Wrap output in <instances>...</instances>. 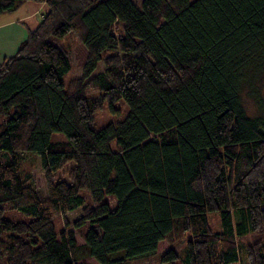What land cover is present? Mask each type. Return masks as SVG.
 <instances>
[{"label": "trees", "instance_id": "trees-1", "mask_svg": "<svg viewBox=\"0 0 264 264\" xmlns=\"http://www.w3.org/2000/svg\"><path fill=\"white\" fill-rule=\"evenodd\" d=\"M24 2L45 9L0 62V261L176 264L189 234L180 264H264V0H0V15Z\"/></svg>", "mask_w": 264, "mask_h": 264}, {"label": "rangeland", "instance_id": "rangeland-1", "mask_svg": "<svg viewBox=\"0 0 264 264\" xmlns=\"http://www.w3.org/2000/svg\"><path fill=\"white\" fill-rule=\"evenodd\" d=\"M137 8L140 7L141 1L142 0H130ZM70 58L72 61V64L74 66V70H73V74H71L70 78H78L81 75V71H82V66L83 63L85 61L86 58V50L84 48V46L82 44H75V45H71V52H70ZM102 71V65L99 63L96 67V69L93 72V76L98 74L99 72ZM262 96L264 98V85L262 86ZM98 93L94 92V93H90V96H96ZM248 104V106H250L249 102H246ZM114 108L115 111H111L109 108V105L105 102L103 105L102 110H100L99 112H97L95 114V118H94V128L96 130L101 129L102 127H104L106 124L110 123V122H115L118 120H121L124 118V116L126 115L127 112V104L123 99H120L119 101H117L114 104ZM64 140V135L61 133H52L50 136V141L51 142H59V141H63ZM111 147L114 149V142L111 143ZM25 160L27 163V169L30 170L33 178H34V182H35V186L38 190H40L43 194V196L46 198L47 197V192H46V185H45V180L43 177V174L40 170V166H39V161L37 158L34 157H29V156H25ZM73 163H67L61 170L57 171L54 175H53V182H57V181H66L67 180V176H68V171L71 167H73ZM105 200L109 205L110 209H113L115 207V201L112 197L110 196H105ZM79 215V210H76L74 212H71L69 214L66 215V219L68 221V226L66 227V231H71L74 233V239L76 241L77 245H82L83 244V240L81 238V229L75 230L72 226L73 221L78 217ZM207 220L208 223L211 227V229L213 231H219L220 230V225H219V215L218 213H207ZM55 227L58 229L59 227H63V224L61 222V220H58L55 223ZM189 238V234H187V237L185 239H183L181 242L175 244L173 246V249L176 251V253L178 254V259L176 261V264H180L183 257H184V253H185V246H186V240H188ZM251 237H249L247 240H250ZM169 248V245L165 242H159L157 245V250H156V255L166 251ZM86 264H97L93 259H86L84 261ZM141 264H158V262H156V257H153L149 260H147L144 263ZM238 264V263H236Z\"/></svg>", "mask_w": 264, "mask_h": 264}, {"label": "crops", "instance_id": "crops-1", "mask_svg": "<svg viewBox=\"0 0 264 264\" xmlns=\"http://www.w3.org/2000/svg\"><path fill=\"white\" fill-rule=\"evenodd\" d=\"M42 4L24 2L10 13L0 15V62L12 56L27 36L29 29H34L42 18ZM0 264H4L0 261Z\"/></svg>", "mask_w": 264, "mask_h": 264}]
</instances>
